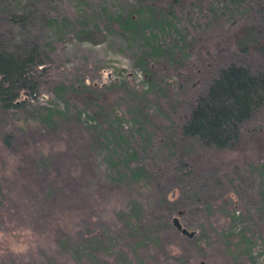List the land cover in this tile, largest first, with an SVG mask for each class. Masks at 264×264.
Listing matches in <instances>:
<instances>
[{
	"label": "rangeland",
	"instance_id": "1",
	"mask_svg": "<svg viewBox=\"0 0 264 264\" xmlns=\"http://www.w3.org/2000/svg\"><path fill=\"white\" fill-rule=\"evenodd\" d=\"M144 1L0 0V40L45 56L38 97L0 108V264H264V107L228 149L179 130L219 68L264 70L240 48L245 29L264 44V0H206L177 23L182 50L171 30L152 41L164 51L114 17Z\"/></svg>",
	"mask_w": 264,
	"mask_h": 264
},
{
	"label": "trees",
	"instance_id": "2",
	"mask_svg": "<svg viewBox=\"0 0 264 264\" xmlns=\"http://www.w3.org/2000/svg\"><path fill=\"white\" fill-rule=\"evenodd\" d=\"M205 1L168 0L165 6H161L158 0H145L117 12L114 17L123 30L139 36L143 44H150L151 49L155 51L171 50L172 46L164 48L162 44H152L154 39L171 30L179 35L182 42L179 48L182 50L185 35L177 23L183 15L202 13ZM260 17L264 28V8ZM148 28L151 32L146 34ZM245 30V41L240 43L243 56L246 57L244 53L248 52V44L251 41L254 42L253 46L264 54V44L259 45L257 39L250 37V30ZM44 57L43 48L35 42H19L10 49L0 40V108L14 109L24 104L22 97H38L37 79L42 76L40 69L45 65ZM140 63L146 79L152 86L155 69L144 55ZM263 107L264 70H252L242 59L233 60L219 68L216 75L208 81L180 124L179 130L183 137L194 139L204 147L228 149L238 142L243 123ZM13 140H18L16 134L4 135L6 145L12 144ZM180 165L185 167L187 164L180 162ZM86 247L82 246L83 249ZM256 247L255 245L252 251ZM252 258L254 259L253 252Z\"/></svg>",
	"mask_w": 264,
	"mask_h": 264
},
{
	"label": "water",
	"instance_id": "3",
	"mask_svg": "<svg viewBox=\"0 0 264 264\" xmlns=\"http://www.w3.org/2000/svg\"><path fill=\"white\" fill-rule=\"evenodd\" d=\"M183 213L182 210H179L177 212V216L172 218V225L173 227L180 232L183 236L187 237V238H192L195 234L194 231L188 230L186 227L183 226V224L181 223L180 219H179V215H181Z\"/></svg>",
	"mask_w": 264,
	"mask_h": 264
},
{
	"label": "built area",
	"instance_id": "4",
	"mask_svg": "<svg viewBox=\"0 0 264 264\" xmlns=\"http://www.w3.org/2000/svg\"><path fill=\"white\" fill-rule=\"evenodd\" d=\"M257 249V248H256ZM259 255V253L256 255V252L253 251V256H254V259L257 260V256Z\"/></svg>",
	"mask_w": 264,
	"mask_h": 264
}]
</instances>
